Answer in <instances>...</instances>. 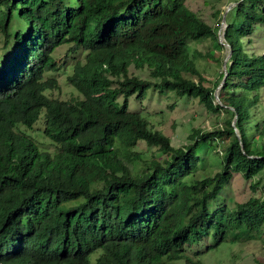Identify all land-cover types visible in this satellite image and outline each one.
<instances>
[{
    "label": "trees",
    "instance_id": "obj_1",
    "mask_svg": "<svg viewBox=\"0 0 264 264\" xmlns=\"http://www.w3.org/2000/svg\"><path fill=\"white\" fill-rule=\"evenodd\" d=\"M232 2L220 30L230 55L218 104L222 68L204 85L190 43L226 48L217 40L219 11L211 26L185 0H0V264H202L199 252L183 254L191 244L209 234L207 251L264 227V196L207 205L233 173L250 179L264 169V113L252 117L264 91V52L248 53L243 40L264 26V0ZM62 45L84 55L68 68L67 99L49 97L58 84L43 78L61 66L52 53ZM150 87L197 98L226 117L173 147L126 110L130 95L142 99ZM41 119L36 132L52 151L28 137ZM208 140L224 144L219 170L191 179ZM139 142L163 158L133 151ZM133 158L142 171L128 165Z\"/></svg>",
    "mask_w": 264,
    "mask_h": 264
},
{
    "label": "rangeland",
    "instance_id": "obj_2",
    "mask_svg": "<svg viewBox=\"0 0 264 264\" xmlns=\"http://www.w3.org/2000/svg\"><path fill=\"white\" fill-rule=\"evenodd\" d=\"M233 0H185V5L193 11L198 18L208 25L213 26L217 22V16L213 14L219 11L223 13L227 7H231ZM227 12V11H226ZM244 40V48L249 53L260 54L264 52V26L257 25L256 29L249 36L248 41ZM191 50H196L193 58L199 72L206 77L203 84L212 85V81L217 78L222 60L227 54V47L219 49L215 43L206 39L200 42L190 43ZM67 46L57 47L52 55L54 63L61 65L56 71H49L43 74V78L56 80L57 88L49 89L46 94L57 99H67L74 94L73 90L65 83V76L69 72V66L75 61L83 59V52L77 51L74 54H67ZM191 56V52H190ZM128 70L141 78H146L144 68L136 69L129 65ZM216 88V87H215ZM260 101L255 108L252 117H261L264 113V91L260 93ZM116 101L121 102V97L117 96ZM126 110L130 113L139 114L145 118L154 128L160 130L169 137V142L173 147H181L191 142L189 134L193 129L210 130L222 124L226 117L222 112H215L205 109L197 98L181 95L175 91H164L159 93L153 87L147 89L142 99H137L136 94L127 98ZM251 127V126H250ZM33 130L29 131L28 137L36 144L39 150L46 149L52 151L46 139L37 133L43 128V119L38 120L33 125ZM37 131V132H36ZM251 129L248 136H252ZM264 139V137H262ZM256 140L258 137L256 136ZM212 146V147H211ZM214 146V147H213ZM147 151L146 155L153 154L156 158H163L155 148H147L143 142H139L133 151ZM224 151V144L217 140H208L200 144L196 151V168L191 174V179L202 176H210L219 170V160ZM152 157V156H151ZM133 172L142 171L140 160L133 158L127 161ZM252 184V187L250 185ZM264 169L250 179H244L239 173H233L228 183L222 187L217 196L208 201V208L215 210L219 207L231 208L236 203L247 201L249 197L264 196ZM213 239L205 237L199 244H191L183 254L191 256L195 251L199 252L197 258L202 264H264V227H260L258 233L251 231V239L247 241H233L229 238L219 245L204 251L206 245H211Z\"/></svg>",
    "mask_w": 264,
    "mask_h": 264
},
{
    "label": "water",
    "instance_id": "obj_3",
    "mask_svg": "<svg viewBox=\"0 0 264 264\" xmlns=\"http://www.w3.org/2000/svg\"><path fill=\"white\" fill-rule=\"evenodd\" d=\"M228 10H229V7H227V9L221 14V18H220V22H219V27H218V29H217V40H218V42H219L220 44H222V45H224V46H226V47L228 48L227 54H226L225 58L222 60V64H221V68H222L223 76H222V78H221L220 83L216 86V88H215L214 91H213V98H214V100H215L218 104H219V101H218L217 90H218V88L220 87L222 81L224 80V76H225V74H226V70H225V62H226V59L228 58V56L230 55V49H229V47H228V44L225 43V42L223 41L222 33H221V31H220L221 29H224V27H225V14H226V11H228ZM235 120H236V114H234V116H233V118H232V120H231V125H232V127H233V131L236 133V129H235V127H234ZM240 147H242L241 144H240Z\"/></svg>",
    "mask_w": 264,
    "mask_h": 264
}]
</instances>
